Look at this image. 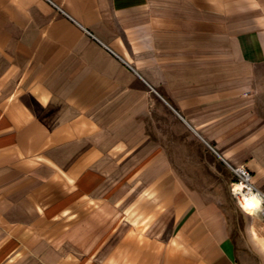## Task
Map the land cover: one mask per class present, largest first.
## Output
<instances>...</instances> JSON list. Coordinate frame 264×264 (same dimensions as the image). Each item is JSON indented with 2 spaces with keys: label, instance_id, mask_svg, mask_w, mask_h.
I'll use <instances>...</instances> for the list:
<instances>
[{
  "label": "crops",
  "instance_id": "1",
  "mask_svg": "<svg viewBox=\"0 0 264 264\" xmlns=\"http://www.w3.org/2000/svg\"><path fill=\"white\" fill-rule=\"evenodd\" d=\"M263 65L264 0H0V264H264Z\"/></svg>",
  "mask_w": 264,
  "mask_h": 264
},
{
  "label": "rangeland",
  "instance_id": "2",
  "mask_svg": "<svg viewBox=\"0 0 264 264\" xmlns=\"http://www.w3.org/2000/svg\"><path fill=\"white\" fill-rule=\"evenodd\" d=\"M254 77L252 79V85L248 86V115H249V129L250 128H264V65L256 67L251 70ZM141 165H138L136 170L140 168ZM233 166V165H231ZM112 169V168H111ZM113 169H120V172H126L128 168L123 167H114ZM132 169V171L134 170ZM230 172L228 171V178H230V181H235V176L229 168ZM130 171V172H132ZM251 173V172H250ZM129 174V173H128ZM128 174H123L119 178L118 181H116V186L112 189L116 190L118 187H121L128 179ZM131 174V173H130ZM252 175V174H251ZM232 185V184H231ZM229 191L231 192V186L229 187ZM234 198V197H233ZM235 200V198H234ZM108 201V198H106V201ZM236 202V200H235ZM237 203V202H236ZM110 204V203H109ZM238 209L237 211H240V206L237 204Z\"/></svg>",
  "mask_w": 264,
  "mask_h": 264
},
{
  "label": "built area",
  "instance_id": "3",
  "mask_svg": "<svg viewBox=\"0 0 264 264\" xmlns=\"http://www.w3.org/2000/svg\"><path fill=\"white\" fill-rule=\"evenodd\" d=\"M229 167L235 176V181L231 185V194L237 204L244 210L241 205L243 196L254 195L260 200V206L257 211L264 216V193L253 184L250 171L243 166ZM236 185H240V188L236 189Z\"/></svg>",
  "mask_w": 264,
  "mask_h": 264
},
{
  "label": "bare ground",
  "instance_id": "4",
  "mask_svg": "<svg viewBox=\"0 0 264 264\" xmlns=\"http://www.w3.org/2000/svg\"><path fill=\"white\" fill-rule=\"evenodd\" d=\"M240 185H236V189H239ZM242 208L248 213H253L258 210L260 206V200L254 195L243 196Z\"/></svg>",
  "mask_w": 264,
  "mask_h": 264
}]
</instances>
